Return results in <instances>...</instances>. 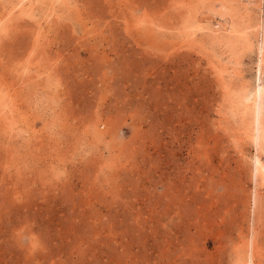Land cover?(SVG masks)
Listing matches in <instances>:
<instances>
[{"label": "rangeland", "instance_id": "obj_1", "mask_svg": "<svg viewBox=\"0 0 264 264\" xmlns=\"http://www.w3.org/2000/svg\"><path fill=\"white\" fill-rule=\"evenodd\" d=\"M263 44L264 0H0V264H264Z\"/></svg>", "mask_w": 264, "mask_h": 264}, {"label": "bare ground", "instance_id": "obj_2", "mask_svg": "<svg viewBox=\"0 0 264 264\" xmlns=\"http://www.w3.org/2000/svg\"><path fill=\"white\" fill-rule=\"evenodd\" d=\"M264 45V44H263ZM264 49V48H263ZM262 52V54L260 53V55H264V52H263V50L261 51ZM261 56V57H262ZM264 57V56H263ZM263 63V62H262ZM259 88V87H258ZM254 90V89H253ZM251 93V92H250ZM262 93H263V88L262 87H260L257 91H256V93L255 94H252V96H253V99H254V101L256 100V99H261V96H262ZM250 97H251V95H250ZM245 98V97H244ZM252 99V100H253ZM248 100V99H247ZM249 104V103H248ZM257 116V115H256ZM257 119V118H256ZM257 125V124H256ZM261 137H263V136H261ZM259 139V138H258ZM259 162V161H258ZM257 166H260L259 164H257Z\"/></svg>", "mask_w": 264, "mask_h": 264}]
</instances>
